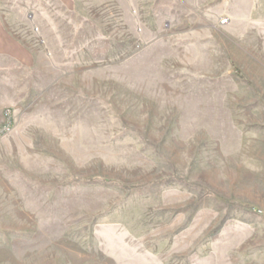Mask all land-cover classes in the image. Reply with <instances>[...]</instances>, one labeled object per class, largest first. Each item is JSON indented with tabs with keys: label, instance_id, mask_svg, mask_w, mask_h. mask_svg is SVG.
<instances>
[{
	"label": "rangeland",
	"instance_id": "374dc122",
	"mask_svg": "<svg viewBox=\"0 0 264 264\" xmlns=\"http://www.w3.org/2000/svg\"><path fill=\"white\" fill-rule=\"evenodd\" d=\"M0 22V264H264V0Z\"/></svg>",
	"mask_w": 264,
	"mask_h": 264
},
{
	"label": "crops",
	"instance_id": "0c3cea01",
	"mask_svg": "<svg viewBox=\"0 0 264 264\" xmlns=\"http://www.w3.org/2000/svg\"><path fill=\"white\" fill-rule=\"evenodd\" d=\"M71 1L72 0H31V5L38 6V8L40 5H46L48 8H50V6L53 7L57 2H59L63 6L67 7ZM173 1L175 3H182V0ZM4 28L5 27L0 22V52L9 53L22 50L21 46H18L9 40L7 31Z\"/></svg>",
	"mask_w": 264,
	"mask_h": 264
},
{
	"label": "built area",
	"instance_id": "2783aa9c",
	"mask_svg": "<svg viewBox=\"0 0 264 264\" xmlns=\"http://www.w3.org/2000/svg\"><path fill=\"white\" fill-rule=\"evenodd\" d=\"M227 23L226 20H222L219 22V25H225ZM11 130V122L7 119V121L3 124V126L0 128V136H3L10 132Z\"/></svg>",
	"mask_w": 264,
	"mask_h": 264
}]
</instances>
